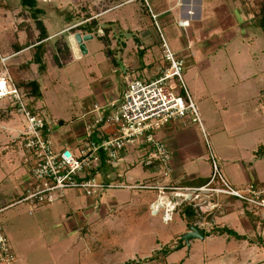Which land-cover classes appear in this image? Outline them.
<instances>
[{
	"label": "crops",
	"instance_id": "1",
	"mask_svg": "<svg viewBox=\"0 0 264 264\" xmlns=\"http://www.w3.org/2000/svg\"><path fill=\"white\" fill-rule=\"evenodd\" d=\"M100 2L104 0H97V4L94 2L92 5L97 7ZM111 3L110 6L106 5L108 9L104 11L105 6L97 7L101 11L97 13L92 11L91 17L80 18L79 26L87 25L94 19L98 23V28L92 34L80 30L75 34L70 33L68 43L71 59L66 65L60 67L56 64L54 55L57 53L54 44L58 41V33H64L68 27L51 33L44 20L43 24L49 34L44 40L46 43L44 70L39 71V65L34 62V47L37 44L15 43L12 52L7 51L8 54L5 56H12L7 62V69L15 84L17 78L24 83L36 81L38 85V95L29 96L32 111L46 114V103L43 99L45 93L52 89L57 92L67 85L74 91L75 97L68 105L70 112H63L66 116L58 115L62 128L54 130L53 126L52 138L59 150L69 148L78 153L86 140V129L90 122L80 118L81 115L89 111L94 104L106 105L118 101L125 89V77L153 80L165 66L158 31L148 26L149 24L142 25L139 18L141 14V18L143 14L151 16L144 1L112 0ZM149 4L152 12L157 15L172 50L178 57L186 58V66L190 64L194 70L193 73L192 70H188L185 74L196 102L201 106L205 105L201 115L204 119V128L226 178L238 188L244 187L247 183L264 185V129L259 126L261 112H264V82H260L259 77L264 71V64L263 67H259L258 59L249 60L251 66L248 65V70L225 71L226 66L233 67L237 64V58L243 55L252 57L258 55L257 51L252 52L250 50L252 47H247L246 44L250 43L251 46H255L254 49H259L253 36L248 33L242 34L239 30L242 25L236 20L238 10L231 0H149ZM150 21H153L152 17ZM182 21H187L188 25H182L180 23ZM54 25L55 30L61 26L58 22ZM246 26L247 23L243 25L244 30ZM105 29L109 30L108 48L102 43L103 50H93L89 47V42L91 43L94 37L100 40L99 31L105 34ZM78 34L83 38L91 37L84 42L83 51L73 41V37ZM14 46L23 48L15 51ZM2 71L0 63V75ZM227 74L232 80L225 85L223 79ZM208 77L214 80L209 81ZM199 80L206 85L197 83ZM235 86L238 93L232 98L230 95V99L250 105L252 110L248 117L242 111L233 115L226 111L221 115L215 111L217 99H226L228 88L231 90ZM207 103L212 108L209 113ZM225 115L232 118L223 122ZM233 118H240L245 122V129L233 130L231 127ZM101 130L107 135L113 132V127L106 125ZM156 136L171 153L172 173L164 181V185L200 188L209 182L212 167L200 128L176 122L163 128ZM123 156V167L128 169V181L152 183L158 178L156 176L160 171L158 165L143 167L139 173L134 172V167L142 166L144 146L133 145L126 149ZM28 166L22 162V167L14 170L15 176L20 170H25L22 181L24 183L21 187H13L19 194L0 193V207L7 205L8 197L13 200L16 197L20 198L24 193ZM103 171L110 178H114V170L105 161ZM72 192L79 194L69 191L63 202H66ZM112 192L114 191L106 192L95 199L97 202L94 207L101 213L99 220L104 224L101 226L106 227L104 219L110 216L108 227H112L115 222L124 221L122 222L124 227H121L123 229L115 233H128L130 229L126 227L131 224V219L126 217V213L130 212V217L135 216L132 218L135 219L138 233H147V240H142V243L150 246L149 254L142 257L146 264H264V219L254 216L240 201L224 196L213 197L210 201L217 203L218 207L211 209L206 205L204 196L200 194L199 198L177 207L172 221L165 223L161 213L153 214L150 209V205L158 200L159 193L117 191L131 195L127 200L124 196L114 195ZM136 193L138 197L134 198L133 194ZM163 196V201L170 202L173 199L170 193ZM115 211L120 213L124 211L123 219L118 221L119 218L115 216V220H112L111 215ZM140 215L143 224L138 218ZM157 217H160L163 226L171 227L167 234H161L156 228L153 229L152 219ZM66 218L67 215L64 214L62 220ZM82 222L79 225L71 222L76 238L78 241L86 238L84 249H89V254H86V251L81 253L80 264H104L102 254L105 250L111 256L110 260L108 259L110 264H133L131 259L125 263L123 261L111 263L114 253L124 247L117 242L118 236L114 234V230L109 234L108 229L103 232L100 226L97 227L95 230L103 232L102 235L98 233V239V234H94L95 230L90 231L89 225ZM194 227L203 231L204 237L190 239L188 243L182 241ZM88 239L92 242H88Z\"/></svg>",
	"mask_w": 264,
	"mask_h": 264
},
{
	"label": "built area",
	"instance_id": "2",
	"mask_svg": "<svg viewBox=\"0 0 264 264\" xmlns=\"http://www.w3.org/2000/svg\"><path fill=\"white\" fill-rule=\"evenodd\" d=\"M142 1L159 33L165 66L153 80L125 77V89L118 101L106 105L94 104L83 113L80 118L90 122L86 129V140L78 153L69 148H56L52 138V123L43 112L31 110L30 97L15 84L7 69V62L12 56H0L3 67L0 75V104L22 118L24 129L19 138L24 142L25 153L32 161L28 183L16 204H27L31 208L30 214H33L37 207L62 202L69 191L89 199H97L109 191H155L159 193V198L150 205V209L153 214L161 213L165 223L172 221L177 207L199 198L200 194L211 209L218 207L217 203L210 201L213 197L225 196L237 199L254 216L264 219V185L249 183L238 188L226 178L204 128L198 106L185 85V59L178 57L168 44L149 0ZM180 23L188 25L187 21ZM99 33L101 37L105 36L103 31ZM176 122L184 126H197L202 132L212 167L209 182L203 187L177 188L163 184L172 173L171 153L156 134ZM106 125L113 127V132L107 135L101 130ZM93 137L99 142H93ZM137 144L145 147L142 166L160 167L156 175L158 178L152 183L127 180L128 169L123 167V154L126 149ZM103 161L114 170V178L104 173ZM165 193L172 194L170 202L163 201ZM15 263L16 256L10 240L0 226V264Z\"/></svg>",
	"mask_w": 264,
	"mask_h": 264
},
{
	"label": "rangeland",
	"instance_id": "3",
	"mask_svg": "<svg viewBox=\"0 0 264 264\" xmlns=\"http://www.w3.org/2000/svg\"><path fill=\"white\" fill-rule=\"evenodd\" d=\"M231 1L235 9L238 10L236 20L240 25H242L239 27V30H241L242 34L248 33L251 37L253 36L255 41L258 43L259 49H254L253 47L255 46H251L250 43H246L247 47H252L250 50L252 52L257 51L258 55L254 57L243 55L242 57L237 58V64H234L233 67H231V65L226 66L225 71L248 70V65L251 66L249 60L253 61L256 59L259 60V67H261L264 64V32L260 27V20L262 17L261 6L264 5V0ZM94 2L97 4V0H36L37 6L35 10L39 9L42 11V13L38 15L39 19L42 22L43 20L45 21V24L51 33L68 27V30H65L64 33H58V41L63 43V41L68 42V40H70V33L75 34L79 31L77 30L76 25L81 23L80 20L82 17L86 18L87 15L92 13V11L96 13L101 11L97 7L103 8V6H105V8H103L104 11L108 9V7L106 8V5H112V0H104V2H100L97 7L92 5ZM35 10L22 6L21 0H0L1 57H5L8 52L11 53L15 43L17 44L21 42L32 44L38 38L39 31L36 27L35 20L32 18V14ZM141 17L142 14L139 16L142 25L149 24L148 26L154 27L156 30L154 22L150 21L151 16L149 17V15L143 14V18ZM77 18H79V20ZM55 22H58L61 25L59 29L55 30ZM246 23L247 26L244 30L243 25ZM30 34L32 37L29 36ZM164 35L166 40H168L165 31ZM253 38L251 40H253ZM236 46L239 47L238 44ZM89 47L96 51L104 49V45L97 37H94V40L91 43L89 42ZM188 70H192L190 64L185 67L184 82L196 102L185 74ZM61 71L62 70H60V72ZM193 72L194 70H192V73ZM61 74L64 76L63 73ZM261 75L259 77L260 82H264V71ZM208 80L213 81L214 79L208 77ZM230 80H232V78L227 74L226 77H224L223 82H225V85H228V81ZM197 83L205 84V82H202L201 80ZM71 90L70 86L65 85L64 88H60L57 92L52 89L50 91L51 93L46 92L44 95L43 101L46 103L45 115L54 126V130L62 128V126L59 125L60 118L58 115L61 114L66 116L63 112H70V110H68V105L69 103H72L73 97H75L74 91ZM227 93L228 95L226 99H217V108L215 111L221 115L223 114V111H226V113L230 115L240 114V111H242L246 117L250 116L249 114L252 110L250 105H245L230 99V95L232 98L236 93H238L236 86L231 90L229 87ZM85 104L87 103L85 102ZM196 104L200 110V115H202L205 105L201 106L197 102ZM207 105V111L209 113L212 108L209 103H207ZM230 118L232 117L225 115L223 122L226 121L225 119L229 120ZM259 126L261 129H264V112H261ZM231 127H233V130L240 131L245 129L246 123L240 118H233ZM23 129L24 124L22 122V118L17 116L12 109L6 110V108L0 104V193L19 194V191L17 189L14 190L15 188L13 187H21L24 183L22 181L25 170H20V172L16 173V176L13 175L14 170L21 168L22 162L27 166L29 165L31 168L32 161L25 153L23 146L24 142H22V139L19 138L21 134L20 132ZM16 159L18 160L16 161L17 163L15 162ZM9 164H13V166H10ZM29 166L26 170L27 173L25 174L27 175L26 184L28 183L29 173L31 170L29 169ZM142 169L143 166H136L134 167V172L139 173ZM248 184L249 183L246 185ZM112 193L114 195L124 196L127 200L131 198V195L126 193H119L117 191ZM133 195L134 198L138 197L137 193ZM16 198L12 200V198L8 197L6 200L7 205H4V209L0 207V210L2 209L0 212V226H2L12 245V249L16 256L15 264H80L81 253L86 251V254H89V249H84V244L87 242L86 238L78 241L76 234L74 233L75 230L71 228V222H75L79 225L82 221L83 224L87 223L89 225L90 231H94L100 226L102 231L108 229V233L112 234L111 231L114 230V234H117V242H120L124 247L119 248L114 253L111 263H119L121 261L125 263L127 261L129 262L131 259L133 264H146L144 263L142 257L149 254L150 246L143 245L142 240H147V233H138L135 226V219L132 218L135 216L131 215L130 217V212L126 213V217L129 220L131 219V224L126 227L127 229H130V231H128V233L119 234L115 232L123 229L121 227H124L122 226V222L124 221L120 223L115 222L112 227H108L110 216H107L106 218L108 219H104L106 221V227H102L101 225H104L103 221L99 220L101 213L94 207L97 201L95 199L87 201L85 196H82L80 193L69 194L66 202H58L57 204L48 207H37L33 214H30L31 208L27 204H16V201L20 200L21 197ZM121 213L120 211H115V213L113 212L111 215L113 217H111V219L115 220L116 216L119 218L118 221H120L123 219L124 211ZM64 214L67 215L66 220H62ZM119 215L120 217H118ZM138 218L143 224L142 219H140L141 215L138 216ZM92 219H94V221H92ZM152 225L153 229L155 230L156 228L161 234H167L171 228L163 226L161 224L160 217L152 219ZM149 229L150 228H148V230ZM102 231L95 230L94 234L100 233V235H102L103 232H105ZM97 236L99 239V234ZM88 242L92 241L88 239ZM100 251L101 249H99V252ZM102 256H104V264H110L109 260L111 256L108 255L107 250L103 252Z\"/></svg>",
	"mask_w": 264,
	"mask_h": 264
},
{
	"label": "trees",
	"instance_id": "4",
	"mask_svg": "<svg viewBox=\"0 0 264 264\" xmlns=\"http://www.w3.org/2000/svg\"><path fill=\"white\" fill-rule=\"evenodd\" d=\"M21 3H22V6L28 7L31 10H35V8L37 6L36 0H21ZM261 10H262V17L260 20V27L264 32V5L261 6ZM41 13H42V11L37 9L32 14V18L35 20L36 27L39 31L38 38L35 40V42L32 43V44H37L34 47L35 48L34 49V62L39 65V71L44 70V67H45L44 63H43V57L46 54V43H44V40H46L49 37V34H48L43 22L39 19L38 15ZM89 17H91V16L87 15V18H89ZM97 28H98V23L94 19H92L89 24L79 26L78 30H80L84 33H87V34H92L97 30ZM108 32H109V30L105 29V36L100 37L101 42L107 48L109 46V41H108V37H107ZM29 36L32 37L31 34ZM22 48L23 47L14 46L15 51H19ZM54 48H55V51L57 53L56 55H54V60H55L56 64L59 65L60 67L66 65L71 59V52H70L69 43L67 41H63V43H61V41H57L54 44ZM15 80L17 81V83H16L17 86L22 87L28 96H30L31 94L33 96L38 95L39 88H38L36 81L30 82V83H24L23 81L18 80L17 78H15ZM92 140L95 143L99 142L96 139V137H93Z\"/></svg>",
	"mask_w": 264,
	"mask_h": 264
},
{
	"label": "water",
	"instance_id": "5",
	"mask_svg": "<svg viewBox=\"0 0 264 264\" xmlns=\"http://www.w3.org/2000/svg\"><path fill=\"white\" fill-rule=\"evenodd\" d=\"M91 37H81V35H75L73 37V41L80 47V49L83 51L85 49L84 47V42L87 41ZM203 238L204 237V232L200 231L197 227H194L190 232H188L182 239V241H185V243H188L190 239L194 238Z\"/></svg>",
	"mask_w": 264,
	"mask_h": 264
},
{
	"label": "bare ground",
	"instance_id": "6",
	"mask_svg": "<svg viewBox=\"0 0 264 264\" xmlns=\"http://www.w3.org/2000/svg\"><path fill=\"white\" fill-rule=\"evenodd\" d=\"M76 44V43H75ZM155 214V213H154Z\"/></svg>",
	"mask_w": 264,
	"mask_h": 264
}]
</instances>
